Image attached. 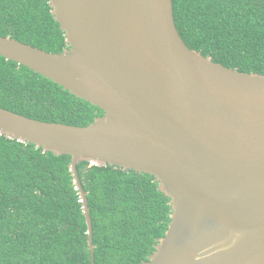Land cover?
<instances>
[{
  "label": "water",
  "instance_id": "1",
  "mask_svg": "<svg viewBox=\"0 0 264 264\" xmlns=\"http://www.w3.org/2000/svg\"><path fill=\"white\" fill-rule=\"evenodd\" d=\"M68 47L52 53L0 36V55L104 110L86 126L0 107V134L77 164L148 173L171 222L143 264H264V74L191 49L172 0H49Z\"/></svg>",
  "mask_w": 264,
  "mask_h": 264
},
{
  "label": "trees",
  "instance_id": "2",
  "mask_svg": "<svg viewBox=\"0 0 264 264\" xmlns=\"http://www.w3.org/2000/svg\"><path fill=\"white\" fill-rule=\"evenodd\" d=\"M185 43L214 62L264 74V0H172ZM0 36L52 53L68 47L49 0H0ZM0 107L86 126L104 110L0 55ZM71 155L0 134V264H92ZM93 225L94 264H143L165 236L170 197L148 173L77 164Z\"/></svg>",
  "mask_w": 264,
  "mask_h": 264
},
{
  "label": "built area",
  "instance_id": "3",
  "mask_svg": "<svg viewBox=\"0 0 264 264\" xmlns=\"http://www.w3.org/2000/svg\"><path fill=\"white\" fill-rule=\"evenodd\" d=\"M79 202L80 203H83V198L80 196V198H79Z\"/></svg>",
  "mask_w": 264,
  "mask_h": 264
}]
</instances>
